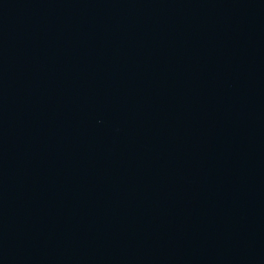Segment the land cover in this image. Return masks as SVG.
<instances>
[{
	"label": "water",
	"instance_id": "water-1",
	"mask_svg": "<svg viewBox=\"0 0 264 264\" xmlns=\"http://www.w3.org/2000/svg\"><path fill=\"white\" fill-rule=\"evenodd\" d=\"M0 264H264V0H0Z\"/></svg>",
	"mask_w": 264,
	"mask_h": 264
}]
</instances>
